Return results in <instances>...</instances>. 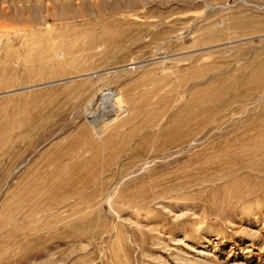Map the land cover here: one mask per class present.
Wrapping results in <instances>:
<instances>
[{"label": "rangeland", "instance_id": "rangeland-1", "mask_svg": "<svg viewBox=\"0 0 264 264\" xmlns=\"http://www.w3.org/2000/svg\"><path fill=\"white\" fill-rule=\"evenodd\" d=\"M263 124L264 0H0V264H264Z\"/></svg>", "mask_w": 264, "mask_h": 264}, {"label": "bare ground", "instance_id": "bare-ground-1", "mask_svg": "<svg viewBox=\"0 0 264 264\" xmlns=\"http://www.w3.org/2000/svg\"><path fill=\"white\" fill-rule=\"evenodd\" d=\"M113 94V93H112ZM116 101V99H115ZM111 103V101H110ZM113 113V112H112ZM256 133L249 134L247 137L248 139H252V143L254 141H259V144L261 143V146L255 150L250 149V151H245V153H242V155L239 157V160L242 162H246V168H254V164L251 163V160H255L257 163H264V124L259 127ZM258 133V134H257ZM262 137V138H261ZM249 141V140H248ZM251 142V141H250ZM264 172V171H263ZM233 174H236V172H231L227 177L233 176ZM264 174V173H263ZM38 187V186H37ZM40 188V187H39ZM35 208V207H34ZM33 210V209H32Z\"/></svg>", "mask_w": 264, "mask_h": 264}]
</instances>
